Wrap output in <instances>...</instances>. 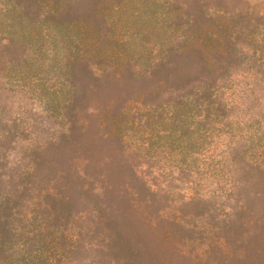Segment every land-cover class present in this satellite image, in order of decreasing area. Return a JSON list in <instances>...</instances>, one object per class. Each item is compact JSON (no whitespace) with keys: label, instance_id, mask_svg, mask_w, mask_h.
<instances>
[{"label":"rangeland","instance_id":"rangeland-1","mask_svg":"<svg viewBox=\"0 0 264 264\" xmlns=\"http://www.w3.org/2000/svg\"><path fill=\"white\" fill-rule=\"evenodd\" d=\"M64 2L72 85L1 72L0 264H264V0Z\"/></svg>","mask_w":264,"mask_h":264},{"label":"trees","instance_id":"trees-1","mask_svg":"<svg viewBox=\"0 0 264 264\" xmlns=\"http://www.w3.org/2000/svg\"><path fill=\"white\" fill-rule=\"evenodd\" d=\"M65 12L64 0H0V63L4 52L7 53L8 63L4 70L0 69V77L4 78L1 74L4 71L7 75L5 81H9L8 86L19 89L13 90V95L20 93L32 98V102L39 103L40 107L47 106L40 101L39 95H36L40 87L36 84L37 78L39 73H45L42 70L44 66L59 70L61 77L71 86V66L78 55L77 51L85 50L89 46L88 37H72L66 31L71 22L67 21ZM105 60L104 58L100 64ZM52 64L55 66H51ZM15 84L20 86H14ZM65 86L66 84L58 88L61 95ZM46 87L50 88V84L46 83ZM11 91L10 89L9 92ZM53 93L56 95L57 91L54 89ZM68 94L61 100H52V111L56 108L57 112L65 111V117L68 115V106L72 101ZM38 150L29 151L26 159H32L34 152ZM15 203L17 204L16 199ZM0 228L3 230V227ZM3 249L6 248L0 244V252ZM47 257L48 254L41 255L40 261H43V264H51L53 258ZM32 259H22L17 264H35Z\"/></svg>","mask_w":264,"mask_h":264}]
</instances>
